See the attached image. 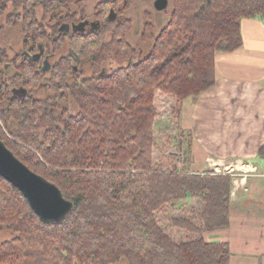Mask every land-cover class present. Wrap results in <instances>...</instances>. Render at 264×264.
Listing matches in <instances>:
<instances>
[{
	"label": "trees",
	"instance_id": "1",
	"mask_svg": "<svg viewBox=\"0 0 264 264\" xmlns=\"http://www.w3.org/2000/svg\"><path fill=\"white\" fill-rule=\"evenodd\" d=\"M13 1L8 22L22 23L25 51L33 55L44 43L45 58L64 46L67 52L45 71L43 61L0 50V139L58 185L73 209L61 222H44L0 175V227L14 233L0 240V264H229L228 242L207 240L200 225L184 217L173 224L195 236L176 237L158 213L189 195L204 203L205 230L224 228L232 177L192 173L179 163L159 167L154 129L159 106L196 98L215 84L217 53L243 44L242 22L264 19V0H171L159 32L152 21L143 25L146 55L128 41L132 22L123 14L134 0L99 1L96 28L67 36L62 26L76 22L70 0ZM112 60L119 65L100 75ZM86 61L91 75L82 68ZM9 66L14 71L4 76ZM40 87L47 98L35 96ZM70 99L79 107L76 115L63 105ZM1 119L17 123L14 140L4 136Z\"/></svg>",
	"mask_w": 264,
	"mask_h": 264
},
{
	"label": "crops",
	"instance_id": "2",
	"mask_svg": "<svg viewBox=\"0 0 264 264\" xmlns=\"http://www.w3.org/2000/svg\"><path fill=\"white\" fill-rule=\"evenodd\" d=\"M242 36L239 48L217 53L215 84L184 99L179 117L192 134L190 171L232 177L228 225L203 233L230 251L221 232L264 227V19H244Z\"/></svg>",
	"mask_w": 264,
	"mask_h": 264
},
{
	"label": "rangeland",
	"instance_id": "3",
	"mask_svg": "<svg viewBox=\"0 0 264 264\" xmlns=\"http://www.w3.org/2000/svg\"><path fill=\"white\" fill-rule=\"evenodd\" d=\"M98 1L101 0H82V3L78 4L76 0H70L68 11L75 14L74 18L76 21L81 20L82 22L80 23L90 27L92 22H95L94 7ZM169 1V7L165 11L156 10L154 7V0H134L131 7L125 10L123 16L129 18L132 22V27L128 34V41L134 47L138 48L141 55H146L150 49V43H144L141 40V30L144 23L147 21H152L156 25V32H159L166 25L170 18V11L172 7L171 0ZM4 4L5 6L3 7V1L0 0V50L5 49L8 55L13 58V56H15L17 53L23 54L26 52L24 50L25 32L21 22H18L17 20L11 21L12 23L8 22V14L15 10L14 1L5 0ZM2 7L4 9H2ZM82 7L85 9L83 13L81 12ZM63 13L66 14L67 10L64 9ZM42 16L43 10L40 8L38 9V17L41 19ZM45 46L46 44L42 43L41 51H43V53L39 61L42 62L43 60L47 59L50 65L63 56L65 52H67V47L64 46L57 53H55V55H50L45 58ZM36 53H39V51ZM122 63H126V61H123ZM118 65L119 64L117 62L112 60L108 66V70L115 68ZM82 68L86 75L92 74L89 61H86ZM13 71L14 69L9 66L6 70L7 73L5 72L4 76L11 74ZM35 96L45 99L49 96V93L46 87H40L36 91ZM157 101L158 104H164V96L158 97ZM168 101L165 102L167 104V106L165 105L166 107H158V109H160L157 119L158 122L157 125H155L156 130L154 129L157 144L154 148L153 160L156 165L158 164L159 167L163 169H172L177 167L179 163L180 169L187 168L190 171V147L192 144V136L189 133V129H183L179 124L182 103L173 99ZM170 104H173L174 106L171 107ZM63 105H67L69 111L73 115H76L79 112V107L73 99H70ZM52 110L54 114L58 113L57 109ZM1 125L4 136L8 139L14 140L11 131H14L18 128L17 123L13 122L8 126L5 125V122L1 119ZM167 130H169L168 133L166 132ZM163 134L164 136H162ZM223 172L225 171L223 170L222 173ZM166 208L169 209L167 211L164 210L163 212L160 211L158 213V221L163 226V228L166 231L171 232L172 235L178 237L179 234H182L186 237L187 234V238L195 236L186 232L185 230L179 229L173 224V220L178 217L191 219L195 224L200 225V229L203 231V233L207 231L202 227L203 222L201 219V214L204 208V203L200 199L193 198L188 195L186 198L181 200L176 207ZM250 232H252V235H250ZM256 233H258L259 236H255ZM200 234H202V232ZM221 234L223 235L224 239L231 241L232 264H261V260L264 257V227L240 228L234 226L229 227L227 230L221 232ZM251 236L255 237L252 238ZM13 237V232L2 226L0 227L1 241L9 240ZM247 239H254L255 242H246Z\"/></svg>",
	"mask_w": 264,
	"mask_h": 264
},
{
	"label": "water",
	"instance_id": "4",
	"mask_svg": "<svg viewBox=\"0 0 264 264\" xmlns=\"http://www.w3.org/2000/svg\"><path fill=\"white\" fill-rule=\"evenodd\" d=\"M169 3V0H154V7L158 11H165ZM109 17L113 19L115 16L110 14ZM66 27L67 25L64 24L61 29ZM42 53L43 51H40L31 55L28 51L25 52L35 62L39 61ZM50 67L45 59L43 69L48 71ZM106 72H109L108 66L103 68L100 75ZM0 175L23 192L33 210L44 222L58 223L71 213L73 202L64 196L62 190L55 183L30 169L1 139Z\"/></svg>",
	"mask_w": 264,
	"mask_h": 264
},
{
	"label": "flooded vegetation",
	"instance_id": "5",
	"mask_svg": "<svg viewBox=\"0 0 264 264\" xmlns=\"http://www.w3.org/2000/svg\"><path fill=\"white\" fill-rule=\"evenodd\" d=\"M102 1V0H101ZM99 2V1H98ZM97 2V3H98ZM96 3V4H97ZM96 6V5H95ZM95 8V7H94ZM81 12L83 13L85 11V9H83V7L81 8ZM114 12L112 11L110 14H113ZM95 16V14H94ZM110 16V15H109ZM81 20H78L76 22H70V23H65L67 25V27L65 29L62 30V32L64 33V35H69L70 33L74 32V31H78V32H88L90 30H93L94 28H96L97 25V18L95 16V22H92V25L90 27H87L86 25H83ZM91 23V22H90ZM75 25H77L75 27ZM41 46V45H40ZM25 54V52L23 53ZM45 60H43L44 62ZM84 65V64H83ZM76 69H78V67H76Z\"/></svg>",
	"mask_w": 264,
	"mask_h": 264
}]
</instances>
